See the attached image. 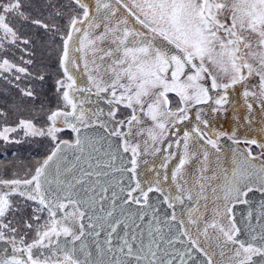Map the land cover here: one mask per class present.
Masks as SVG:
<instances>
[{
	"label": "snow or ice",
	"instance_id": "1",
	"mask_svg": "<svg viewBox=\"0 0 264 264\" xmlns=\"http://www.w3.org/2000/svg\"><path fill=\"white\" fill-rule=\"evenodd\" d=\"M0 142V264H264V0H0Z\"/></svg>",
	"mask_w": 264,
	"mask_h": 264
},
{
	"label": "rangeland",
	"instance_id": "2",
	"mask_svg": "<svg viewBox=\"0 0 264 264\" xmlns=\"http://www.w3.org/2000/svg\"><path fill=\"white\" fill-rule=\"evenodd\" d=\"M220 123L222 124L223 123V120L220 121ZM2 143V142H0ZM36 145L35 144H32V145H28V144H24L22 146H10V148L12 150H15V151H19L21 153L22 156H27V154L30 152V151H33L36 149ZM0 152H3V148L0 147Z\"/></svg>",
	"mask_w": 264,
	"mask_h": 264
},
{
	"label": "trees",
	"instance_id": "3",
	"mask_svg": "<svg viewBox=\"0 0 264 264\" xmlns=\"http://www.w3.org/2000/svg\"><path fill=\"white\" fill-rule=\"evenodd\" d=\"M223 120V125H224V127L225 128H230V126H231V117L229 116V117H225L224 119H222Z\"/></svg>",
	"mask_w": 264,
	"mask_h": 264
},
{
	"label": "water",
	"instance_id": "4",
	"mask_svg": "<svg viewBox=\"0 0 264 264\" xmlns=\"http://www.w3.org/2000/svg\"><path fill=\"white\" fill-rule=\"evenodd\" d=\"M239 211V210H238Z\"/></svg>",
	"mask_w": 264,
	"mask_h": 264
}]
</instances>
